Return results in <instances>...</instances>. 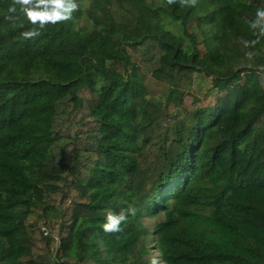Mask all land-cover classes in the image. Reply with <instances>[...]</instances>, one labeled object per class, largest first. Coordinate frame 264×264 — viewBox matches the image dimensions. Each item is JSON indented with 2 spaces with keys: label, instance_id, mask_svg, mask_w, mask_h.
Here are the masks:
<instances>
[{
  "label": "trees",
  "instance_id": "trees-1",
  "mask_svg": "<svg viewBox=\"0 0 264 264\" xmlns=\"http://www.w3.org/2000/svg\"><path fill=\"white\" fill-rule=\"evenodd\" d=\"M76 2L24 40L0 0V264H264V0Z\"/></svg>",
  "mask_w": 264,
  "mask_h": 264
},
{
  "label": "clouds",
  "instance_id": "clouds-1",
  "mask_svg": "<svg viewBox=\"0 0 264 264\" xmlns=\"http://www.w3.org/2000/svg\"><path fill=\"white\" fill-rule=\"evenodd\" d=\"M78 8L76 0H11L7 7L8 15L6 20L15 21L23 16L33 27L21 33L24 40H32L41 35V29L46 25H56L59 22L68 21ZM255 20L248 21L251 29H258L260 35H264V7H259L255 12ZM245 41V46H248ZM251 43H256L252 41ZM136 210L132 207L121 209L118 212H109L105 222L101 225L106 233H117L122 230V223L127 222L129 216H134ZM150 264H158L156 257H153Z\"/></svg>",
  "mask_w": 264,
  "mask_h": 264
},
{
  "label": "rangeland",
  "instance_id": "rangeland-1",
  "mask_svg": "<svg viewBox=\"0 0 264 264\" xmlns=\"http://www.w3.org/2000/svg\"><path fill=\"white\" fill-rule=\"evenodd\" d=\"M189 81H190L189 83L190 85L188 87V90H186L185 101H188L189 103L193 101L194 103L197 102V104L214 103V99L207 100L208 98L207 94L209 93L211 86H212L211 78H207L203 75L196 74V75H193ZM188 93H190L191 95H189ZM36 220H37L36 215L30 218V222H33ZM161 220L162 219L160 217L159 218H147L145 220L146 229L152 232L155 229L156 225ZM41 223H39V226L41 225ZM155 240H156L155 236L150 235L149 237H147V244L150 246L152 257H156L159 262V259H158L159 255L157 251L155 250L156 248Z\"/></svg>",
  "mask_w": 264,
  "mask_h": 264
},
{
  "label": "built area",
  "instance_id": "built-area-1",
  "mask_svg": "<svg viewBox=\"0 0 264 264\" xmlns=\"http://www.w3.org/2000/svg\"><path fill=\"white\" fill-rule=\"evenodd\" d=\"M41 229H42V232L44 233V235L48 234V231L45 228L42 227Z\"/></svg>",
  "mask_w": 264,
  "mask_h": 264
}]
</instances>
